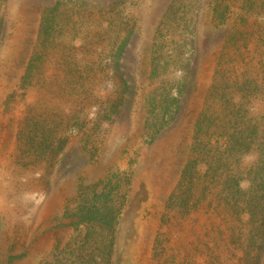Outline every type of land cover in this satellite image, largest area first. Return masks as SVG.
Returning <instances> with one entry per match:
<instances>
[{
    "label": "rangeland",
    "instance_id": "rangeland-1",
    "mask_svg": "<svg viewBox=\"0 0 264 264\" xmlns=\"http://www.w3.org/2000/svg\"><path fill=\"white\" fill-rule=\"evenodd\" d=\"M0 264H264V0H0Z\"/></svg>",
    "mask_w": 264,
    "mask_h": 264
},
{
    "label": "trees",
    "instance_id": "trees-1",
    "mask_svg": "<svg viewBox=\"0 0 264 264\" xmlns=\"http://www.w3.org/2000/svg\"><path fill=\"white\" fill-rule=\"evenodd\" d=\"M86 219H87V220H93V218H92V217H87Z\"/></svg>",
    "mask_w": 264,
    "mask_h": 264
}]
</instances>
